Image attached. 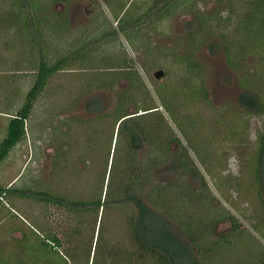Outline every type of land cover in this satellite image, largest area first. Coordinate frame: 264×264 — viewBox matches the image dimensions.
<instances>
[{"label": "rangeland", "instance_id": "rangeland-1", "mask_svg": "<svg viewBox=\"0 0 264 264\" xmlns=\"http://www.w3.org/2000/svg\"><path fill=\"white\" fill-rule=\"evenodd\" d=\"M43 1L47 4L39 16L67 9L70 21L63 41H54L56 34L44 27L50 32L51 60L66 55L68 40L78 47L94 34L85 28L110 35L105 41L96 32L94 55L90 48L95 42L79 61L49 76L26 121V136L0 164V184L7 188L12 183L0 197V264H155L137 259L131 222L138 210L126 193L116 191L128 147L119 117L122 110L137 109L131 114L136 119L147 114L137 101L141 97L160 107L174 129L169 136L185 143V135H191L198 142L199 148L189 152L207 187L180 171L164 187L158 171L169 160L153 168L154 176L136 194L165 216L183 240L188 239L186 227L196 230L204 264H252L263 256L264 202L254 160L264 112L249 113L239 101L245 88L264 100V31L260 36L244 31L254 0H175L169 16L159 20L153 7L149 11L150 0ZM5 3L0 0V145L39 68L32 69L28 58V28L17 23L14 13L1 11ZM126 10L125 20L132 11L140 18L129 25L128 35L119 20ZM101 48L108 57L101 58ZM113 51L127 64L117 66ZM188 63L192 69H186ZM130 69L141 80L133 92L126 77ZM159 69L165 74L156 78ZM157 94H179L172 109L182 128L160 106ZM142 117L148 121L153 116ZM171 149L174 155L182 150L176 140ZM157 184L160 192L154 190ZM22 190L94 207L78 204L74 212L64 201L26 196Z\"/></svg>", "mask_w": 264, "mask_h": 264}, {"label": "trees", "instance_id": "trees-1", "mask_svg": "<svg viewBox=\"0 0 264 264\" xmlns=\"http://www.w3.org/2000/svg\"><path fill=\"white\" fill-rule=\"evenodd\" d=\"M3 1L6 3L2 7L1 11L5 10L9 15H13L14 13L17 23L22 27L28 28V36L24 39L25 42L32 46L31 51L29 50L30 53L28 54V58L32 57V69L36 66H39V68L35 83L27 93L25 103L10 119L7 136L3 139L0 145V164L9 155L12 148L26 136V121L29 118V114L33 109V104L37 99L40 90L49 80V76L57 70L64 68L66 65L72 66L74 62L76 63L79 61L80 54L89 50L88 45L95 42L94 45L96 46L93 45L90 48L92 55H94V51L97 50L98 47L97 40L93 41L94 39H97L96 32H98L101 39L105 41L107 39L106 37L110 35L109 32H106V30H103L102 32L96 31L95 29L88 30V28H85L83 30L84 32L91 31L94 34L92 36H88L89 38L83 43H81V39L79 40L76 38V42L79 44L81 43L78 47L75 46L73 40L70 41V43L68 40L67 42L69 44L66 42L65 46L67 48L65 49L66 55L63 57L61 56L56 60H51L52 57L49 55L48 51L49 44L51 43L48 40V34L50 35L49 30L56 34L54 41L57 42L59 40L63 41L64 38L66 39V32L68 30L70 31V28H68L70 25V21L67 16L68 10L65 9L59 12H51L49 15L47 14L48 16H39L38 12L41 10L40 8L46 7V5H42L47 4L43 0ZM61 1L63 0H59V2ZM150 1L153 2L150 9L153 7L154 15L157 14L156 20L168 17L172 8L177 4L175 3V0ZM161 2H163L162 5L158 6V3ZM254 2L255 11L251 12L249 17H247V22L244 25V31H249V33L253 35L255 33V35L260 36L264 31V0H254ZM150 9L149 11H152V9ZM128 11L130 10H126V12H124L122 17L119 19L122 25V30L126 32V35L129 34V25H137L140 20V18H138L133 11L129 16V19L125 20ZM142 14L144 16L146 15L144 13ZM45 25L46 27L50 26V29L46 30L44 28ZM249 25L251 26V29H249ZM95 47L96 49H94ZM97 56L99 57L98 54ZM100 56L101 58L108 57L109 53L105 54L102 49ZM112 56H115L117 66L120 67L125 63L127 64V62L123 63L120 61L119 56L114 51ZM191 63H188L186 69H192ZM129 74L134 75L132 77L131 75L126 76L128 81H131L129 86L130 92H133L135 90L134 88H136V86L138 87L137 84L140 83L141 80L139 79L140 77L137 71L135 72V70L130 69ZM121 77H124V75L119 76L118 78ZM186 78L191 79V77ZM101 82H103V80ZM158 87L155 89L157 93ZM203 94L207 95V91L204 90ZM178 95L179 94L167 97L165 94L163 96L157 94V97L161 102V105H159L164 107L170 114L171 118H174V123L182 128V126H180L181 124L177 123L175 119L176 113L172 109V105L176 107ZM158 99L156 100L158 101ZM137 101L140 102L141 106H144L143 111H148L145 115L151 114L153 117L148 121L142 117L145 115H141V118L136 119L135 117L137 116L131 114L136 113L137 109L133 113L127 112V110H122L124 114L119 117V120L124 118L123 123H125V133L128 139V147L126 158L121 168L122 173L116 189L117 192L123 191L126 193V199L133 202L138 210V214L133 216V220L131 222L132 239L138 246V251L136 252V254H138L137 259L140 260L145 258L147 261L154 262L155 264H204V258L199 256V253H203V244L200 242V238L196 233V230L191 227V225L189 228L186 227L185 233L188 235V239L186 241L183 240L180 235L174 233L169 224V220H167L165 216L156 212L147 201H144L136 194V189L144 187L147 183V179H151L154 176H151L153 168L161 164L162 161L165 164V162L169 160V164L163 165V168H160L158 171V173L162 174L161 178L165 183L164 187H166V184L172 180L173 173L180 171L181 174H191L192 179H194L196 183H199V185L201 184L203 188H206L207 182L201 174L198 166L191 158V153L189 152L191 148L195 150L199 148L197 145L198 142L193 140L191 135H185L187 133H185L183 129L182 130L185 133L184 135L187 138V144L186 142L184 143L181 138H178L177 135L174 137L169 136L174 129H172L173 127L171 125L169 126L165 121V117L163 116V112L160 110V107L154 102H147V100H144L142 97ZM239 101L243 109L249 113L264 112V100L260 94L249 88H245L239 95ZM179 110L180 108H178V111ZM172 140H176L181 145L182 150L178 152L177 155L171 153ZM143 150L144 155L141 157L139 154H141ZM254 170L256 180L258 182L259 194L264 202V133L259 136V148L257 156L254 160ZM155 187L156 188H154V190L159 189V192L162 189V185L157 184ZM5 192L6 188L0 184V197H2ZM17 192H20V190ZM21 192L26 196L38 197L47 201H64L63 199H60V197L47 194V192L44 191L36 192L22 190ZM67 203L72 207H76L78 204L79 206L84 207L87 204L82 201V204L80 205V203L71 202L69 200ZM252 264H264V253L263 256L255 259Z\"/></svg>", "mask_w": 264, "mask_h": 264}, {"label": "flooded vegetation", "instance_id": "flooded-vegetation-1", "mask_svg": "<svg viewBox=\"0 0 264 264\" xmlns=\"http://www.w3.org/2000/svg\"><path fill=\"white\" fill-rule=\"evenodd\" d=\"M76 203H77V201H76ZM80 203V205L82 204V202H79ZM87 204H86V206H81V208H84V209H87V208H90V209H92L93 207H94V203H89V202H86ZM63 204V206H70V205H68V203L67 202H63L62 203ZM67 204V205H66ZM65 208V207H64ZM71 209H73V210H75L74 212H77V211H79V207L78 206H76V207H72L71 206ZM127 220H128V225H129V218H127ZM129 233V232H128Z\"/></svg>", "mask_w": 264, "mask_h": 264}, {"label": "water", "instance_id": "water-1", "mask_svg": "<svg viewBox=\"0 0 264 264\" xmlns=\"http://www.w3.org/2000/svg\"><path fill=\"white\" fill-rule=\"evenodd\" d=\"M164 74H165V71H164L163 69H159V70H157V71L155 72V76H156V78H160V77L164 76ZM126 117H128V116H126ZM126 117H125V118H126Z\"/></svg>", "mask_w": 264, "mask_h": 264}, {"label": "crops", "instance_id": "crops-1", "mask_svg": "<svg viewBox=\"0 0 264 264\" xmlns=\"http://www.w3.org/2000/svg\"><path fill=\"white\" fill-rule=\"evenodd\" d=\"M14 114H15V113H14ZM14 114H12V116H13ZM17 144H18V143H17ZM13 148H14V147H13ZM13 148H12V149H13ZM10 152H11V151H10ZM15 178H16V177H15ZM14 180H15V179H14ZM14 180H13V181H14ZM11 185H12V183H11L10 186H8L7 188L5 187V188H6V191H7L8 189H10ZM28 191H29V190H28ZM5 193H6V192H5Z\"/></svg>", "mask_w": 264, "mask_h": 264}]
</instances>
